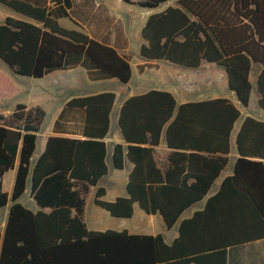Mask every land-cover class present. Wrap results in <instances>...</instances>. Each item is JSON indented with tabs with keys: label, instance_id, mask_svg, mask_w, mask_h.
<instances>
[{
	"label": "trees",
	"instance_id": "trees-1",
	"mask_svg": "<svg viewBox=\"0 0 264 264\" xmlns=\"http://www.w3.org/2000/svg\"><path fill=\"white\" fill-rule=\"evenodd\" d=\"M123 1L158 8L170 0ZM0 3L36 21L12 16L0 21V58L17 74L43 77L65 68L68 57L84 56L107 77L131 79V64L117 49L62 26L45 1ZM179 3L148 17L140 55L194 68L203 61L216 63L226 70L229 88L244 107L249 105L250 76L257 68L259 105L264 110V0ZM12 87L0 73V92ZM115 98L113 91L71 98L60 117L67 108L83 110V138L49 136L35 163L46 111L18 103L9 118L0 115V216L11 202L0 231V264H228L229 248L264 238V120L245 117L236 135L240 157L234 174L210 194L228 162L240 108L226 97L178 104L169 91L155 89L128 98L119 114L126 143L115 145L112 164L123 169L129 160L134 168L127 195L106 200L107 190L99 183L109 171L105 138ZM164 130L168 146L182 150H174L162 168L155 146ZM16 165L9 194L2 179ZM29 181L30 195L40 206L37 211L20 202ZM90 186L96 187L94 203L112 216L132 217L138 203L148 214L160 213L168 227L193 205L205 204L181 221L179 236L169 244L161 233L90 229L83 219Z\"/></svg>",
	"mask_w": 264,
	"mask_h": 264
},
{
	"label": "crops",
	"instance_id": "crops-1",
	"mask_svg": "<svg viewBox=\"0 0 264 264\" xmlns=\"http://www.w3.org/2000/svg\"><path fill=\"white\" fill-rule=\"evenodd\" d=\"M43 1L46 2L48 9L51 11V15L55 17L58 20V22L65 28L70 30L82 31L86 33L89 37L99 41H106L112 47L117 49L118 52L130 62L132 67V77L128 82H123L119 80L117 77H107L102 71H100L95 67H92L84 56L81 58H77L74 56L68 57L66 60L65 68L53 70L47 73L46 75H44L43 77H39V79H48V81L47 83H43V85H38L33 89L32 92H30V94L33 95V99L30 101V103L21 102L26 104L28 107H33V106L42 107L43 103L47 104L49 107L54 106L55 103H54V99L52 98L58 97L57 92L61 90L74 91L75 93H71L70 95L66 96V99L62 101V103L56 104L57 107H60L59 108L60 110L55 113L56 115H55L54 124L52 126L51 125L46 126L47 129L45 131V136L43 141L40 144H38V140H37V146L34 156L32 158V162L35 163L39 155L45 150L49 136L56 135V136H65L71 138H83L82 132L85 121L84 118L85 114L83 110L67 108L65 109L64 112L65 114L63 115V117H60L62 110L65 107V104L73 97L87 96V95L98 94L106 91H113L115 93L116 98L113 109L111 111V122L113 119L112 118L113 112L116 109L117 119H118V130L116 129V133L112 137L110 135L111 134L110 132L111 129H110L108 135L105 138L107 142V163L109 165V169H110L109 162L111 160L112 163V154L115 145L117 143H126L119 126V114L122 104L128 98L132 96L144 94L153 89L169 91L170 93L173 94L178 104H184L187 102H197V101H202L217 97H226L232 100L240 108L241 116L238 119V121L235 123L234 129L232 131L231 140H230V152L226 154V156H228V162L210 189V194L217 192L220 188L222 181L226 177L234 174L237 159L240 157V152L236 144V135L245 117L252 116V114L249 113L250 111L249 105L247 107L242 106L240 101L237 99L235 92L229 88L228 75L226 70L222 66H219L216 63L203 61L202 65L197 68L185 67L179 65L174 69L172 62L168 60H164V59L147 60L140 55V48L144 43H146V39L144 38L142 31L148 17L152 13L164 10L169 5H173V6L180 5L179 0H176L175 4H172L171 3L172 0H170L164 5H162V7L160 6L158 8H144L139 6L138 4L127 3L123 0H43ZM112 1L116 2L117 5H122V3H126L129 5L139 6L140 8L143 9H149V11H147L149 12L147 14L148 16L146 15L147 18L145 19V23L142 25V29H141L142 38H139V43L138 45L135 46V48H133L132 46L133 45L132 40H134V36L131 34V32H134L135 30V27L133 26L134 22L132 21V17H131L134 11L131 9H128L127 11H116V6ZM28 18L25 19L20 18V19L30 21ZM31 22H36V21L32 19ZM255 69L257 70V68H254V70ZM257 75L258 74H256V76L254 77L252 72L250 76V79L253 78V81L251 80L253 84V88L254 86H256L257 88ZM6 78L8 77L6 76ZM114 79L115 80L117 79L122 85L126 86L129 90H125L117 86L113 88L108 86V84L110 83L109 81H112ZM150 80L154 81L155 83L154 84L150 83ZM12 84L13 87L11 91L3 90L0 92V115H4L7 118L11 116L13 110L18 104L17 103L13 108H11L10 105H8V100L17 91L16 85L13 82ZM153 86H157V87H153ZM2 99L3 100L6 99L7 104L3 103ZM258 103H259V93H258ZM243 112H245L244 115ZM257 119H261V118H257ZM38 137H40V132L38 133ZM155 150H156V159L159 161L161 167L164 168V166H167V164L170 162V157H174L173 156L174 150L181 151L182 149H174L168 146L166 131L164 130L161 138V142L159 145L155 146ZM248 158L251 160H262L261 158L256 156H249ZM133 168H134V164L131 161L126 160L125 167L123 169H118V170L125 171L126 180H128V175ZM16 169H17V165L14 169H10L9 171H7L2 179L3 190L8 192L9 194L10 191H8V189L5 188L4 186V178L7 174L12 173L13 174L12 179L14 185ZM248 174L254 175V173L251 171L248 172ZM10 188H12V184ZM30 188H31V181L28 182V187L26 189V192L29 191L30 193ZM93 189L95 192L96 187L90 186V191L88 193H90ZM87 194L85 195V203H86ZM126 195H127V190H126ZM118 196H125V195H118ZM22 197L20 198L21 203H23ZM32 198L33 197L30 195V199ZM35 203L36 204L34 206L32 207L27 206V207L33 211L39 210L40 206L36 201ZM136 204L140 207L138 203ZM136 204L134 207V214L136 210ZM204 204L205 201H202L187 209L172 227H168L163 216L160 213H156V214L147 213L148 215H153V218H155V220L152 223L154 227H151L150 230L130 231L124 226L116 230L127 229L129 230V232L135 234L157 235L161 233L164 236L165 241L171 244L179 236V227L181 221L184 218L190 217L196 209L202 208ZM9 206L10 205L8 204L6 207L2 209L1 212V216H0L1 232H3L7 223ZM4 210H6L5 213L3 212ZM45 210H49V208H45ZM189 210H191L190 214L185 216V213H187V211ZM84 212H85V208H84ZM118 218H125V217H118ZM83 219H84V214H83ZM122 221L123 220H121V224ZM157 224H160L161 228L158 229ZM106 229H112V228L94 229V230H106ZM228 264H264V238L229 248Z\"/></svg>",
	"mask_w": 264,
	"mask_h": 264
},
{
	"label": "rangeland",
	"instance_id": "rangeland-1",
	"mask_svg": "<svg viewBox=\"0 0 264 264\" xmlns=\"http://www.w3.org/2000/svg\"><path fill=\"white\" fill-rule=\"evenodd\" d=\"M114 2V1H112ZM172 4L176 3V0L171 1ZM116 6V11H127L128 9L133 10L132 13V21L134 22L135 30L134 32H131V34L134 36L133 42V48H135L136 45L139 43V38H142V25L145 23V19L147 18V14L149 12V9H143L139 6L135 5H129L126 3H122V5H117L116 2H114ZM164 5V4H163ZM162 7V5H161ZM147 15V16H146ZM6 16H12V17H19V18H28L25 15L17 12L15 9L0 3V21L4 20ZM30 21L31 18H28ZM139 29V31H138ZM173 64V68L175 69L177 64ZM0 72L4 73L12 82L16 85L17 91L14 93V95L8 100V105H10L11 108H13L17 103H30V101L33 99V95L30 94V92L33 91L35 87L38 85H43V83H47L48 79H39L36 77H29L17 74L13 69L6 64L1 58H0ZM136 72V70H135ZM257 70L255 69L253 71V76L255 77L257 74ZM137 74V72H136ZM253 81V78L251 79ZM110 83L108 86L110 87H119L123 88L125 90H129L126 86L122 85L117 79L109 81ZM150 83L154 84L155 82L150 80ZM157 87V86H153ZM29 90V91H27ZM71 93H75L74 91H68V90H61L57 92V96L54 99V106H48L47 104L43 103L42 107L46 111V116L40 131V137H38V144H40L45 136V131L47 129L46 126L53 125L55 120V113L58 112L60 107H57L56 104L62 103L66 99V96L70 95ZM3 103L7 104L6 99H2ZM48 108H47V107ZM249 113L252 114V116H255L257 118H261L264 120V110L259 106L258 103V91L256 86H254L251 94L250 104H249ZM245 112H243V115ZM112 122L110 125L111 129V136L113 137L116 133V129L118 130V119H117V113L116 109L113 112ZM110 169L109 173L104 176L99 185L104 186L107 189V194L104 196L106 200H113L118 195H126V176L125 171L115 169L111 163V160L109 162ZM13 174L9 173L4 178V186L5 188L10 191V194L13 189ZM12 184V188H10ZM94 189L87 194L86 197V203H85V212H84V220L87 223L88 227L90 229H105V228H112V229H120V227L124 226L125 228L129 229L130 231H148L151 229V227H154L152 225L155 218H153V215H148L144 210H142L137 204H136V210L135 214L131 218H118L113 217L110 215V213L99 207L94 203ZM22 202L28 206L32 207L36 203L34 199H30V193L27 191L23 197ZM11 203V202H10ZM9 203V205H10ZM9 210V207H8ZM6 210L3 212L5 213ZM191 210L187 211L185 213V216L189 215ZM160 216V215H157ZM121 220L122 224H121ZM157 220V219H156ZM157 228H161L160 224H157Z\"/></svg>",
	"mask_w": 264,
	"mask_h": 264
}]
</instances>
